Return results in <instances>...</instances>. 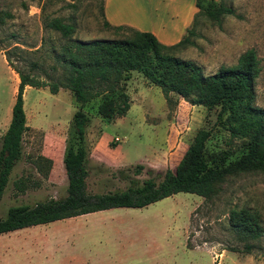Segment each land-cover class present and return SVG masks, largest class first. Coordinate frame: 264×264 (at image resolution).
Masks as SVG:
<instances>
[{
  "label": "rangeland",
  "instance_id": "374dc122",
  "mask_svg": "<svg viewBox=\"0 0 264 264\" xmlns=\"http://www.w3.org/2000/svg\"><path fill=\"white\" fill-rule=\"evenodd\" d=\"M113 1L122 0H112L110 6L120 23L112 25L106 20L110 26L136 30L130 23L136 24L164 45L182 37L176 40L168 28H164L166 33L161 30L170 20L166 18L167 11L178 14L175 26L183 34L195 16L192 45L172 54L193 62L204 75L233 67L241 53L254 50L259 72L253 83V105L264 109V0H215L234 12L218 22L197 13L195 0H178L176 5L161 8L150 6L155 11L162 10V21L150 19L146 0L130 8L126 3L114 5ZM101 3L102 0H0V12L12 14L0 25V48L17 45L31 51L26 55L29 60L49 66L52 61L42 59V53L60 39L55 32L44 29V17L74 23L72 38L84 41L128 35V31L102 25ZM34 49L37 50L33 52ZM17 83V75L7 66L0 50V143ZM120 92L127 95V111L108 120L101 118L96 113L98 102L103 98L116 102ZM101 95L80 108L88 117L83 142L88 155V192L123 190L148 177L159 181L166 168L174 169L199 128L210 131L204 145L206 154L223 156L226 163L245 150L242 138L230 136L225 126L215 121L214 108L190 105L173 93L166 99L157 86L135 71L117 83L113 92ZM22 97L28 128L0 198V217L9 206L31 205L66 195L62 154L72 115L79 105L63 88L52 94L46 87L26 86ZM37 156L49 161L38 160ZM135 164L143 165L139 173L133 171ZM20 178L26 188L17 193L13 182ZM231 209L255 213L262 234L255 239L236 234L229 225ZM0 264H264V169L227 176L210 199L178 192L140 208H109L0 233Z\"/></svg>",
  "mask_w": 264,
  "mask_h": 264
},
{
  "label": "trees",
  "instance_id": "16d2710c",
  "mask_svg": "<svg viewBox=\"0 0 264 264\" xmlns=\"http://www.w3.org/2000/svg\"><path fill=\"white\" fill-rule=\"evenodd\" d=\"M102 5L103 0L100 5L102 25L115 31H128V35L84 41L72 38L74 23L64 22L59 17H44V29L55 32L60 39L42 53V59L47 57L52 61L49 66L29 60L26 55L31 51L17 45L0 48L7 66L18 78L10 118L1 135L0 198L8 175L19 158L22 136L28 128L23 109L24 88L46 87L52 94L60 88L67 89L79 105L72 115L70 135L62 154L66 195L46 198L31 205L9 206L5 215L0 217V233L109 208H140L178 192L210 199L219 192L227 176L264 169V109L253 105V83L259 72L254 50L241 53L233 67L219 68L204 75L193 62L172 54L178 48L192 45L190 37L195 35L192 26L195 16L176 43L164 45L150 32L121 25L110 26L103 17ZM195 6L197 13L214 22L222 16L234 15L232 8L215 0H195ZM11 17L10 12L1 11L0 25ZM131 71L157 86L166 99L169 93H173L190 105H201L208 110L214 108L215 121L221 122L230 136L242 138L245 150L238 158L226 163L223 156L206 154L204 145L210 131L199 128L174 169L166 168L159 181L148 177L139 185H129L123 190L88 192L85 185L88 155L83 143L88 117L80 108L93 98H101L102 92H113L117 83L125 80ZM127 109V95L120 92L116 102L110 98L99 101L96 113L108 120L124 115ZM36 158L49 161L41 156ZM36 168L41 171L38 164ZM133 168L139 173L143 165L135 164ZM13 186L17 193L26 188L21 178L15 180ZM228 219L231 229L238 235L255 239L263 232L258 216L249 210L231 209Z\"/></svg>",
  "mask_w": 264,
  "mask_h": 264
},
{
  "label": "crops",
  "instance_id": "0c3cea01",
  "mask_svg": "<svg viewBox=\"0 0 264 264\" xmlns=\"http://www.w3.org/2000/svg\"><path fill=\"white\" fill-rule=\"evenodd\" d=\"M118 1V0H117ZM114 2V1H113ZM139 2L141 3L142 1L141 0H122V1H120V2H117V3H113L114 5L116 4V5H122V6H124V4L126 3L128 6H129V8L130 7H133V6H135V4H139ZM146 3H144L146 6H148V8L150 9V14H149V16H150V19H152L153 21H162L163 20V18L161 17V14H162V10L160 11L159 9H157L156 11H157V13H156V11H155V9H151L150 8V6H152V7H156V8H161V7H163V6H170V5H176V4H178L179 3V1L178 0H146L145 1ZM111 4H112V0H104L103 1V5H102V13H103V16H104V19L105 20H107L110 24H112V25H116V24H118V23H120L119 21V17L118 16H116L113 12H112V10H111ZM127 6V7H128ZM168 10V9H167ZM170 11V10H169ZM117 12H118V14H119V11L117 10ZM192 13L194 12V9L191 11ZM176 15H178L177 13L175 14V13H171V14H169L168 13V11H167V16H166V18L167 19H170L166 24H164V26L163 27H161V30L163 31V32H165L166 33V30H167V28L169 29V31H170V35L172 36H170L171 38H174V39H176V40H178L179 38L178 37H181V35H183V30L182 29H179V26H175V19L177 18L176 17ZM159 16V17H158ZM116 17H117V19H116ZM166 20V19H165ZM130 21H135L134 19H132V20H130ZM169 23H171V24H169ZM131 24V26H133L136 30H139V31H145V29L144 28H141V26H137L136 24H132V23H130ZM187 24V26H188V23H186ZM186 26V27H187ZM153 26H151V28H152ZM164 28H166V30L164 29ZM175 30H176V33H175ZM176 36V37H175ZM175 40V41H176ZM170 44H171V42H170Z\"/></svg>",
  "mask_w": 264,
  "mask_h": 264
},
{
  "label": "built area",
  "instance_id": "2783aa9c",
  "mask_svg": "<svg viewBox=\"0 0 264 264\" xmlns=\"http://www.w3.org/2000/svg\"><path fill=\"white\" fill-rule=\"evenodd\" d=\"M115 140H116V138H115Z\"/></svg>",
  "mask_w": 264,
  "mask_h": 264
}]
</instances>
